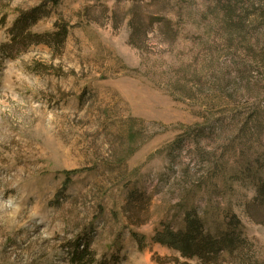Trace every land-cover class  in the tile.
<instances>
[{"label":"rangeland","instance_id":"obj_1","mask_svg":"<svg viewBox=\"0 0 264 264\" xmlns=\"http://www.w3.org/2000/svg\"><path fill=\"white\" fill-rule=\"evenodd\" d=\"M43 1L0 0V264H199L155 241L188 212L264 264V0H62L21 41Z\"/></svg>","mask_w":264,"mask_h":264},{"label":"trees","instance_id":"obj_2","mask_svg":"<svg viewBox=\"0 0 264 264\" xmlns=\"http://www.w3.org/2000/svg\"><path fill=\"white\" fill-rule=\"evenodd\" d=\"M61 1L62 0H44L40 6H37L30 11L22 12L21 15H19L20 17L17 19L11 33L16 32V35L20 37L21 41H28L32 44L62 43L66 34L65 29H62L61 33L57 32L56 34H26L28 26L32 22L36 21V14H38L42 8L48 5L56 6ZM135 9L136 7L131 8L133 17L129 21L130 26L133 28L131 38H133L135 28H140V23L135 14L137 10ZM230 14L232 13L230 12ZM139 197H141V195H136L135 198L130 197L128 200L129 207L130 205H137L139 201H136ZM256 200L261 204L264 202V184L259 186ZM230 218L231 219L227 222L228 228H235L240 225L239 220H237L234 215ZM155 241L161 246L178 251L181 258L185 260L197 259L199 264H223V258H221V255L232 256V254L236 252L235 250H238L240 253L245 251L244 240L238 236L235 237L233 234L225 232L221 236L213 237L204 229L202 220L195 212H188L184 215L183 228L176 231L166 229L162 233L157 234ZM85 247L82 250V255L84 256L87 254L88 250L87 245ZM174 263L191 264L188 262H180L177 258L174 259ZM241 264L252 263L247 258V260H241Z\"/></svg>","mask_w":264,"mask_h":264}]
</instances>
